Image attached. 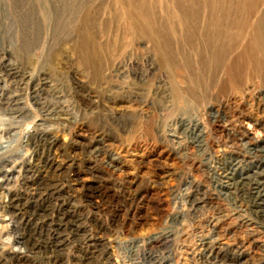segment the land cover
I'll use <instances>...</instances> for the list:
<instances>
[{
  "label": "rangeland",
  "instance_id": "rangeland-1",
  "mask_svg": "<svg viewBox=\"0 0 264 264\" xmlns=\"http://www.w3.org/2000/svg\"><path fill=\"white\" fill-rule=\"evenodd\" d=\"M134 1L175 64L126 1L0 0V264H264V223L224 183L256 171L264 67L227 81L177 0Z\"/></svg>",
  "mask_w": 264,
  "mask_h": 264
},
{
  "label": "bare ground",
  "instance_id": "bare-ground-1",
  "mask_svg": "<svg viewBox=\"0 0 264 264\" xmlns=\"http://www.w3.org/2000/svg\"><path fill=\"white\" fill-rule=\"evenodd\" d=\"M61 1H62L61 4L64 3V7H62L61 9L58 8L56 10V14L63 18L68 14L70 15V13L72 15V12L75 9H80V10L83 9L84 4L88 0H61ZM124 1H126V3ZM177 1L178 2L175 5L176 6L175 11L177 12L176 14H181L180 15L181 20L179 22H181V24L184 26L183 27L184 29L188 31L191 30V38L187 37L185 38L184 41L187 40L188 43H193L194 45H196L195 41L200 40L198 38L199 31L202 30L204 33L203 38L201 39L203 40V42L200 43L202 48L201 50L202 51L204 50V52H202L203 55L201 56L204 58L203 60H201L203 63L212 64L211 66L217 65L219 63L226 64V71L228 74L227 78L229 77L227 81L232 82L234 84H240L242 83L243 79H245L246 66L244 65L247 64H249V66L250 64L254 65V67H256L257 69L255 72H258V69L264 67V0H177ZM123 2L126 5L125 10L127 12V15L132 20V24H131L132 27L134 29H137L138 31L141 30L140 32L148 37H152L153 34L154 35L153 41L155 42V46L158 48L159 52H162L160 54L164 58L165 63L166 64L173 63L174 62L173 60L175 59L174 55L172 52L169 53L166 47L170 43L164 40V36L160 33L159 29L156 26L157 24L152 20V17L150 18L149 15H146L144 13L142 8L136 6L134 0H123ZM204 14L207 15V18L204 16ZM203 17L206 18L205 20L206 25L204 26V28L203 27L201 28V22L204 20ZM256 18L258 20H256ZM236 30L242 31V33H239V36H237V38L236 37L232 38V36H228L229 32L231 33V31L233 32ZM249 31H251L252 33L251 36L252 38L251 39L249 38L250 41H248V44L239 54V57L235 61H230L229 59H226V61L224 62L222 60V58L224 57L223 54L225 53L227 55V52H229L230 49L234 50L232 48L233 43L235 42L238 43L239 37H241V35L242 37L244 36L243 37L244 39L245 34H247V32ZM206 32L208 33L207 36L205 35ZM200 45L198 44L197 46ZM232 50L231 52H233ZM184 63L189 65L188 59H186ZM173 64H175V62ZM262 126L264 128L263 121H262ZM235 141L237 140L236 139L232 140V142ZM262 142L264 143V139L261 140L260 142L253 141L251 139L246 142L247 145H250L252 147L256 145L255 147L256 152H254L253 148L251 149L254 154V158L252 159L255 160V162L251 163L250 167H247L248 171L256 170L254 174L245 173L239 176L238 179H235L231 173L225 175L223 174V175L225 179L224 180L225 189L229 190L230 194L237 195L238 197H240L242 201L247 204L248 208L264 223V144H262V146L259 147V143ZM230 159L232 160V161L230 160L231 161L230 164L232 162L235 163L234 165H240L242 163L241 161L238 160V158L235 159L230 158ZM109 167L113 168V165H109ZM30 172L31 171H28V173ZM222 186L223 184H221V187Z\"/></svg>",
  "mask_w": 264,
  "mask_h": 264
}]
</instances>
